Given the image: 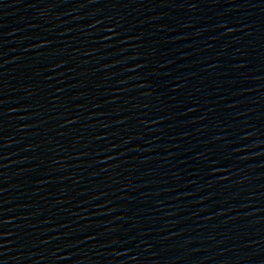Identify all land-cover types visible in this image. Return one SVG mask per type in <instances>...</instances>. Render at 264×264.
<instances>
[{"label": "water", "instance_id": "obj_1", "mask_svg": "<svg viewBox=\"0 0 264 264\" xmlns=\"http://www.w3.org/2000/svg\"><path fill=\"white\" fill-rule=\"evenodd\" d=\"M0 264H264V0H0Z\"/></svg>", "mask_w": 264, "mask_h": 264}]
</instances>
